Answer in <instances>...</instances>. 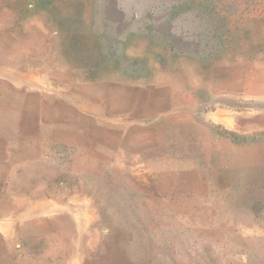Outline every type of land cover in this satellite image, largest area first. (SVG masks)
I'll return each instance as SVG.
<instances>
[{"label":"rangeland","instance_id":"rangeland-1","mask_svg":"<svg viewBox=\"0 0 264 264\" xmlns=\"http://www.w3.org/2000/svg\"><path fill=\"white\" fill-rule=\"evenodd\" d=\"M34 4L32 97L0 32V206L36 263L264 264V0Z\"/></svg>","mask_w":264,"mask_h":264},{"label":"crops","instance_id":"crops-1","mask_svg":"<svg viewBox=\"0 0 264 264\" xmlns=\"http://www.w3.org/2000/svg\"><path fill=\"white\" fill-rule=\"evenodd\" d=\"M111 1L114 2V0ZM121 1L125 3L124 6H127V3L131 0ZM124 11L126 10L123 9L121 11L119 9L118 17H121ZM21 13H24L23 16H20ZM110 15L113 17L112 14ZM0 32L8 35L11 42L17 45L14 48L17 47L21 51H26V53H21L18 61L15 62L16 66L19 67L15 71V80L16 82L25 83L26 87L30 85L32 90L28 92L29 89H27L26 94L27 97L29 95L32 97L35 78L34 72H30L29 74V68H33L35 64V34L37 32L41 36L43 44L45 42L48 43V47H50L49 41L51 35V30L45 27V25L40 28H36L35 26L34 0H0ZM9 147L10 144H6V151L1 153L4 156L1 158L3 161H11L12 151ZM9 204L7 207L4 205L0 206V264H44L36 263L33 244L29 245L34 240L33 234L28 233L23 235L20 243L16 240L19 239V236L14 233V228L17 225L18 219L12 210V203ZM34 213V205L26 207L24 214L28 227L29 222L34 220ZM29 238L32 240L29 241ZM47 263L45 262V264Z\"/></svg>","mask_w":264,"mask_h":264}]
</instances>
